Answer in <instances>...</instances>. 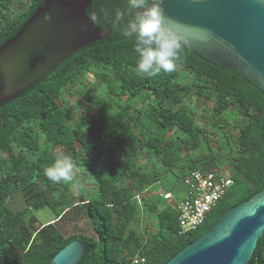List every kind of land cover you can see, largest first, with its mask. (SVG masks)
<instances>
[{
  "label": "trees",
  "instance_id": "obj_1",
  "mask_svg": "<svg viewBox=\"0 0 264 264\" xmlns=\"http://www.w3.org/2000/svg\"><path fill=\"white\" fill-rule=\"evenodd\" d=\"M45 1L0 0V48ZM130 11L128 0H92L87 14L110 36L0 102V264H50L73 241L86 245L80 264H131L137 255L167 264L214 226L180 235L178 211L176 218L151 192L166 175L184 181L194 171L227 172L236 193L216 223L263 190L264 93L187 47L174 72L138 74L124 35ZM58 154L95 191L78 196L77 179L49 181L44 169ZM18 196L24 205L16 210ZM47 206L56 220L39 224L34 211ZM75 207L93 235L65 237L56 228ZM249 261L264 264V235Z\"/></svg>",
  "mask_w": 264,
  "mask_h": 264
},
{
  "label": "water",
  "instance_id": "obj_2",
  "mask_svg": "<svg viewBox=\"0 0 264 264\" xmlns=\"http://www.w3.org/2000/svg\"><path fill=\"white\" fill-rule=\"evenodd\" d=\"M160 2L164 14L181 26L189 50L244 76L264 93V0ZM91 5L92 0H46L0 48V102L26 92L78 51L110 36L111 30L88 16ZM263 235L264 188L229 209L167 264H248ZM85 255L86 245L73 241L50 264H80Z\"/></svg>",
  "mask_w": 264,
  "mask_h": 264
},
{
  "label": "clouds",
  "instance_id": "obj_3",
  "mask_svg": "<svg viewBox=\"0 0 264 264\" xmlns=\"http://www.w3.org/2000/svg\"><path fill=\"white\" fill-rule=\"evenodd\" d=\"M128 6L134 15L124 35L133 40L138 74L155 76L174 72L188 44L179 23L164 14L160 0H128ZM44 174L52 183L71 182L74 165L69 157L58 154Z\"/></svg>",
  "mask_w": 264,
  "mask_h": 264
},
{
  "label": "rangeland",
  "instance_id": "obj_4",
  "mask_svg": "<svg viewBox=\"0 0 264 264\" xmlns=\"http://www.w3.org/2000/svg\"><path fill=\"white\" fill-rule=\"evenodd\" d=\"M87 83V82H86ZM92 83V82H91ZM90 84V83H89ZM82 87L79 85L78 90L81 89ZM227 159L223 162V167L226 166ZM226 162V163H225ZM224 172L226 171V168H223ZM227 175V172L225 173V176ZM167 178L163 179L161 183L156 184L151 188L152 194L156 195H163L166 192H170L172 194V199L170 201H163V207L170 213V214H175V217L177 218V205L185 201L188 197V186L184 183L183 179L179 180L173 175H166ZM229 176V175H228ZM73 179H77L78 186H76V190L74 191V194L78 193V196L84 193L87 194L88 192L95 191L94 188L90 185V181L87 178H81L78 176V172H74ZM79 185L80 188L79 189ZM75 189V187L72 188V190ZM233 193V194H232ZM236 193V188L230 187L227 193L225 194L224 197L220 199V201L213 207L212 211L208 214L205 222L198 228L195 232H200V231H205L206 229H209L213 227L216 223L217 220V215L218 212L221 211L223 208H225L229 201L234 199V195ZM76 198V197H74ZM24 203L21 198V196H18L16 198V202L13 203L12 208L19 210L23 207ZM142 214V213H141ZM34 215L38 219L39 224H47L51 223V221L56 220V214L51 210V207H45L40 210L34 211ZM219 220V219H218ZM150 221V220H148ZM56 222V228L59 229V231L65 236L73 235V234H81V235H93L94 232L92 230V226L90 225V222L86 215L83 212H79L78 208L75 207L71 211H69L66 215H64L63 219L61 221H55ZM53 222V223H55ZM147 223L144 222V225ZM152 227L156 226V223L153 222L150 224ZM143 227V225H142ZM206 233V232H205ZM190 234V233H189ZM188 234L181 235V236H187ZM170 238H174L173 234L170 232L168 233V236ZM200 238V237H199ZM198 238V239H199Z\"/></svg>",
  "mask_w": 264,
  "mask_h": 264
},
{
  "label": "built area",
  "instance_id": "obj_5",
  "mask_svg": "<svg viewBox=\"0 0 264 264\" xmlns=\"http://www.w3.org/2000/svg\"><path fill=\"white\" fill-rule=\"evenodd\" d=\"M184 183L188 186V197L177 205L180 235L196 231L206 220L213 207L225 196L234 184L227 175L216 171H194L187 175ZM165 199H172V194L166 193ZM142 195L134 198L138 204L142 203ZM145 259L137 255L131 264H144Z\"/></svg>",
  "mask_w": 264,
  "mask_h": 264
}]
</instances>
